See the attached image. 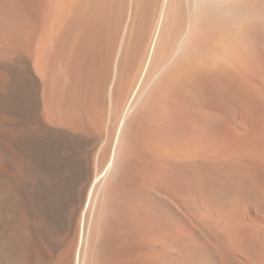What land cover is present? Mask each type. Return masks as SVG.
<instances>
[{"label":"bare ground","instance_id":"bare-ground-1","mask_svg":"<svg viewBox=\"0 0 264 264\" xmlns=\"http://www.w3.org/2000/svg\"><path fill=\"white\" fill-rule=\"evenodd\" d=\"M0 264H264V0H0Z\"/></svg>","mask_w":264,"mask_h":264}]
</instances>
